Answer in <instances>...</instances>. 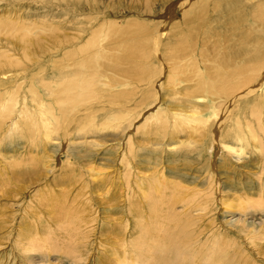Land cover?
I'll list each match as a JSON object with an SVG mask.
<instances>
[{
  "label": "rangeland",
  "instance_id": "rangeland-1",
  "mask_svg": "<svg viewBox=\"0 0 264 264\" xmlns=\"http://www.w3.org/2000/svg\"><path fill=\"white\" fill-rule=\"evenodd\" d=\"M199 1L201 2V0ZM251 1L254 2L256 0ZM251 1L250 3H252ZM195 2L198 4V0H97L96 5H98L95 6L93 0H0V16H10L8 18L10 20L13 19V17L21 16L20 19L30 18L34 20L33 22H39V26L35 25V28L30 31L33 38L36 40L35 50L51 53H47L48 56H46V54L45 56H38V64H35V66L36 68H44L47 72L46 75L51 78V76L57 74L58 69H67H62L64 68L63 66L68 63L65 54L70 53L72 50L77 53V47L81 43H84L86 41L84 38L87 39L90 36L89 34H91V30L97 27V25L94 24L96 23V19L97 21L102 20V17L105 16L107 12L111 15L108 14L107 18L115 20L117 23L120 22L118 25L121 24L119 27L121 29L124 27V30L127 28L130 19H132L133 22L136 20L141 23V25L138 24V28L149 27L156 29V25L158 24L157 27H159L160 22L166 21L167 14H170L171 17H169L168 21L169 28L170 24H177L176 28L185 30L186 34L191 36L193 32H189L190 28L193 29L197 23L201 22V26H204L200 27L203 29L207 26L205 22L210 20L208 15H206L203 19H199L198 22L195 20L192 21V18L195 19L194 11L190 13L188 10L194 6ZM204 4L205 2L202 5ZM248 4L247 2L245 7H248ZM70 6L73 7V14L69 11ZM107 6H110L111 10H107ZM70 16H72L73 21L76 25L78 24V26L74 23V25H71ZM247 16V22H245V20L239 26L245 25L247 30L249 25L254 24L256 25V29L263 32L260 27V21L253 19L254 17L252 15ZM89 17H91L92 20L88 23ZM35 19L37 20L35 21ZM82 19L83 24L81 25L80 22ZM49 23H53L59 28H53ZM91 24L94 25L91 27ZM81 27H83V35H77L78 39L74 37L73 33L70 36L72 30V32H74L75 29V31H80L78 29ZM119 27H113L112 30L116 28V31L113 30L110 32L113 33L115 31L112 35L113 37L110 36V39L105 38L102 42V46L99 47L106 54L103 59H100L101 64L103 63V65L100 66L104 69L99 67V70L100 74L103 75L102 78L99 79L100 81H97L95 85L96 94L93 101L88 105L97 106L99 112H102L103 110L106 111L105 104L112 103V109L108 108L110 111L107 112V115H110L109 117L117 114V111L121 112V110L128 109L132 111V108L134 113L132 112L129 116L133 118L136 113L144 107L142 112L143 115L140 114V117L134 121L130 128H128L127 122L115 125L117 122L113 121L111 123H114L113 126H115V128L112 126L106 131L97 133L96 137L88 138L94 142L97 141V144L100 143L99 148L97 146V148H94L97 151L96 154H98L97 164L94 163V165L98 167V172L104 173L102 177H99L100 179L95 181L91 178L90 173H88L84 160H82L81 163H75L73 165L74 167L69 168L66 164L67 154L63 151V153H59V150H57L54 159H52V166L46 165L43 167L42 159H36L35 162L33 160V157H36L34 154L35 147L33 146V141L29 143L23 137L21 139H14V142L7 143L8 138H3L5 133L2 130L3 133H0V140L3 139L0 141L1 153L3 152L4 154L5 152L4 155L13 153V156H19L18 154L23 153L22 156L24 157L22 160L24 162L20 163L22 166L17 165L18 168H15L11 166L6 159L2 160L0 157V180L3 179L1 172H3L4 164L7 166V174L12 173L11 170L15 171L13 175H16L17 172V176L11 177L12 179L10 182L0 183V264H73V260H76L78 264H264V150L263 153L260 154L248 148L247 151L250 153L246 151L247 154L242 160L237 161L235 158L232 160L231 156L229 157L226 152H223L221 146L214 143L213 140L208 145L207 136H209V134L205 133L207 135L206 137H204V135L200 137L201 139L196 137L198 141L192 143L193 146L192 144L184 146L181 150L179 149L176 151L169 143L172 140L170 139L172 136H161L159 129L161 127L160 123H157L158 125L155 124L154 119V122H144L150 110H155L159 108L160 105V110H162L163 107L167 106L168 100H171L169 99L170 96L166 94L169 90L163 85L166 77L173 72L177 79V83H179L177 85L179 94H177L176 97L190 99V102L192 100V103L202 107L206 105L209 106L208 110L202 114V117L208 119V124L204 128L210 130L211 133L213 128L219 123L222 104L221 101L213 99L209 94H206L204 98L200 96V93L197 94L196 91L199 90L200 86V83L198 86L197 75H200L201 72H207L208 76L221 66V61L225 59V57H229V52L233 50L235 36L231 34V31L225 34L223 38L212 37L209 40L207 38L203 40L202 37L204 36H198L197 42L199 44L197 43V47L193 46V51L191 50L188 54L183 56L178 52V57L175 59L169 56V49L161 47V51L164 53L162 55V61L165 59L167 63L163 66V69L160 64L161 61H158L159 59L157 56L155 57L153 51L151 53L148 50L149 52L147 51L146 55L140 54L142 47L144 45L146 46L147 43L150 44V49L153 48V42H150L148 39L141 47V50L134 53L136 57L138 56L137 58L132 57L130 63H119L118 67H114L113 64L111 65V63L114 62L111 61L113 59H119L118 55H124V50H126L125 47L124 49L120 45L126 41V35L123 33L124 30L121 31ZM188 27L190 28L188 29ZM176 28H174V33ZM195 29L197 28L195 27ZM117 32L120 34L118 35ZM236 32L238 31L236 30ZM75 33L79 34L77 32ZM162 34L161 40L164 42H168L174 35L168 33V31H163ZM61 37L63 39H61ZM69 38L73 40L69 41ZM256 40L258 44L257 47H259L261 42L258 41V37H256ZM108 41L115 44V46H120L123 50L121 48L117 50L112 46L109 49L108 47L112 44H109ZM61 44L64 45L62 46ZM134 46L135 45H132V47ZM165 52H167V54H165ZM190 54H192L191 59L188 58ZM141 55L144 59H142L143 57L141 58ZM150 58L153 60H149ZM159 58L161 59L160 56ZM96 61L99 62V59H93L91 64H95ZM103 61L106 62L104 63ZM147 61H150L152 67L149 64H144ZM139 62H141L140 65ZM136 65L138 67H136ZM139 66L142 67L140 68ZM113 68L116 70H113ZM122 69L125 71H122ZM139 69L140 71H138ZM160 70H162V75L156 79V83L154 84L155 91L158 93V99L155 101V104L153 103V105L145 107L148 102L151 103V100H143L142 92H144V86H146L148 82L147 79L152 77L153 73H157ZM129 71H132L133 75L144 71L146 82L141 84V82L134 81L135 76L132 78L133 75L130 76ZM24 72H27V70ZM112 72H114V74ZM116 72H119L120 76H118ZM126 74L130 77L128 78ZM118 78L119 80H117ZM110 81L114 82V85L117 86H110L107 84ZM34 83L37 84L36 81H34ZM263 86L264 85L249 97L250 101L248 100L247 103H251L253 100L256 102L260 99H264ZM167 90L168 92H166ZM245 101L243 103H245ZM236 104L234 103L233 105ZM169 105L172 104L169 102ZM218 105L219 107L217 108ZM243 105H246V103ZM120 106H122V108ZM116 107H119L120 111L118 108L117 110L114 109ZM111 110H113V112ZM232 111L234 112L232 113V117H236V109ZM162 115L164 116L165 113H162ZM232 124L233 121L224 125L222 132L224 133L226 132L224 130H229L233 126ZM8 125L9 124H6V126ZM138 126L139 129H137ZM148 130L152 131V135L148 134L147 137L146 132ZM103 136H105L106 140L112 139L111 137L117 139V136H123V138L121 142H119V138L112 142L106 141L107 144L104 142V146L101 147ZM130 136L133 140L132 149H135L137 152L133 157L128 156L129 163L128 161L125 162L124 158H119L118 156H120V154L122 155V152H124L125 145L122 143H125ZM173 137L175 136L173 135ZM185 138V133H181L177 136V141L179 142V140ZM70 140L76 141V138L72 137ZM173 143L178 144L176 141H173ZM205 143L206 145H204ZM108 144H114L115 149ZM119 145H121L120 148ZM28 148L31 149L29 150ZM101 150L103 152H101ZM19 157L18 159L20 162L21 159ZM105 158H109V160ZM72 161L75 160L72 159ZM45 168H51V172H48L50 174L45 173ZM18 170L22 173L20 174ZM158 171V176L161 179L168 178L178 181L182 177V179L185 180L181 182L185 187L187 185V187H192L196 184L195 187L199 190L200 207L189 209L188 212L185 213L184 210L189 207V200L176 202L174 208L177 216L186 221L184 227L176 228L172 221L166 219L165 223L171 232L172 240L167 241L161 239L159 242L151 239L150 242L152 244L149 243L150 245L147 246V239L145 240L146 237L143 236L145 232L141 227L144 223L140 225V219L142 218H138V214H140L141 217H147L149 203L148 199L144 200L141 196L138 197V195L133 194L139 187L134 181L135 178L133 179V175L137 174L139 177H150L152 173L157 174ZM65 173H67V175ZM126 173L130 176V181L128 188L125 190L124 180L120 176H124ZM108 179L109 181H107ZM45 184H47L46 187H44ZM215 184L218 186V190L215 189ZM210 186L214 187V189L211 190V193L210 190L207 193V187L210 188ZM203 190H205L204 192L206 193H204ZM204 194H206L207 197ZM208 197H210V199ZM127 198H129L130 201L127 200ZM57 200L65 201L66 205L72 206V211L70 212H78L77 214L82 217L83 220L85 219L87 224L80 219V222H78L79 225H77L78 227L75 226V223L68 225L67 223L59 222L61 221V215L58 212L56 213V208H53V203ZM138 201L143 208L139 205ZM202 201H206L207 203L205 202V205H202ZM137 206L138 208H136ZM145 207L147 210H145ZM133 211L135 214H133ZM136 212H138L137 215ZM181 213H184L186 216ZM161 216H163V214H161ZM161 216L157 219L160 222L163 220ZM135 221H137L136 224ZM63 228L66 231H64ZM73 229L79 234L76 235L72 233L69 235V233H67L68 230ZM77 230L79 231L77 232ZM141 234L144 240L141 239L140 241V244L143 243L142 245L138 244V239ZM30 237L35 241L32 245L35 249H30ZM220 239L222 241H220ZM16 241H19V243ZM152 245L156 247L153 246V248H151ZM25 247L29 249L26 250ZM150 250H153V253ZM216 251L219 255L215 256L214 253ZM200 252L203 254V258L198 263L197 254Z\"/></svg>",
  "mask_w": 264,
  "mask_h": 264
},
{
  "label": "bare ground",
  "instance_id": "bare-ground-1",
  "mask_svg": "<svg viewBox=\"0 0 264 264\" xmlns=\"http://www.w3.org/2000/svg\"><path fill=\"white\" fill-rule=\"evenodd\" d=\"M93 1L95 2V6H97L98 5V4L96 5L97 0H93ZM250 1L251 0H201L200 2L198 0V4H196L197 2H195L194 6H192V8L188 10L190 11V13L194 11L195 19L192 18V21L195 20L196 22H198L199 19H203L206 15H208V18L210 20L205 22L207 26L205 25L206 27L203 29L201 27H203L204 25L201 26L200 24L201 22L197 23V25L195 26L197 29H195V27H193V29L188 27V29L190 28V31L189 30L188 31L193 32L191 36L189 34H186L185 30H182L181 28H176L177 24L175 25L170 24V28H169L168 21H169V17H171L170 14H167L166 21L160 22L159 27H157L158 24L156 25L155 27L156 29L149 28V27L148 28H143V27L138 28L137 27L138 24L141 25V23L136 20H134L133 22L132 19H130L127 24V28L124 30L123 29L124 27H122V29L119 27L121 24L118 25V23L120 22L117 23L115 20L107 18V15L108 14L110 15V13L107 12V14L102 17V20L97 21L96 19V23L92 21L94 24L97 25V27L92 29L91 34L88 33L90 36L87 39L84 38V40L86 41L84 43H81L77 47L76 49L78 51L77 53L74 52V50L70 51V53H66V52H65L66 54L64 53L66 55V60L68 61V63L65 65L66 67L63 66L64 68L62 67L61 68L62 69L67 68V69L66 70L58 69L57 74L51 76V78H49V76L46 75L47 72L44 68H41V67L36 68L35 66V64H38V61H37L38 56H45V54L46 56H48L47 53L49 54L51 53V52L46 53V52L35 50L36 40L35 38H33L30 31L35 28V25L39 26L38 25L39 22H33L34 20L30 18L20 19L21 16H17V15H16L17 17H13V19L10 20L8 19L10 16L8 17V16L1 15L0 16V133L3 130V132L5 133L3 135V138H8L7 143L14 142V139L16 138L21 139L23 137L29 143H32L33 141V144H34L33 146L35 147L34 154L36 155V157H33V160L35 162L36 159L38 160L42 159L43 167H45L46 165L52 166V163H53L52 159H54V156L56 155L57 150H59V153L65 152L67 154L66 164L68 165L69 168L74 167L73 165L75 163L77 162L81 163V161L84 160V162H86L85 165L87 166V171L88 173H90L91 178H93L94 181L97 179H100L99 177L100 176L102 177V174L104 172L103 173L98 172L97 170L98 167H95L94 165V163L97 164V155H98L96 154L97 151L94 148L96 146L99 148L100 143L97 144V141H95L96 142L95 143L94 141L89 140L88 138H94L96 137V134L99 133L100 131L103 132V131L108 130V128L110 129V127L114 125V123H111L113 121L117 122L115 125H119L120 123L123 124L124 122H127V125L129 126L128 128H130V126L133 125L134 121L138 117H140V114H142L143 109H144L143 107V109H141L139 112L137 111L138 113H136V115L133 118H130L129 116V114L131 115V113L133 112L132 108H131L132 111H130V109L121 110V112L117 111V114L113 113L114 115H111L112 117H109L110 115L108 116L107 112L110 111V109L108 108L112 109V106H111L112 103L105 104L106 111L103 110L104 112L103 111L99 112V110L97 109V106L88 105L89 103H91V101H93L94 96L96 94L95 85L97 81L100 78H102V75H103V74H100V70H99V67L103 65V63L101 64L100 59H103L106 56V54L99 47L102 46V42L105 38L110 39V36L113 37L112 35L116 31V28L113 29L115 30L113 33H110L113 31L112 28L118 26L121 29V31L124 30L123 33L126 35V39H125L126 41L121 43L120 45L123 48L125 47L126 50H124L125 51L124 55H121V56L118 55L119 59H113L111 62H114V63H111V65L113 64L114 67H118L119 63H125V64L130 63L132 61L131 60L132 57L133 58L138 57V56L136 57L135 56L136 54L134 55V53L139 52L141 50V47L144 45L145 41L147 42V40L149 39L150 42H153V44L151 43L153 45V48L150 49V44L147 43L146 46L144 45L142 47L140 54L146 55V52L148 50L151 53L153 51V54L155 55V57L157 56V58L159 59L158 61H161L160 64H161L162 69H163V66L167 63L165 62V59L164 61H162L163 60L162 55L164 53L161 51L162 50L161 47H166L167 49H169L170 50V52L168 51L169 56L170 57L172 56L173 59H175L178 57L177 55L178 52L180 53V55L183 56V55L188 54L191 50L193 51L192 47L193 46L197 47V43H198L197 37L198 36L200 37L204 36L205 38L202 37L203 40H205L206 38L209 40L212 37L223 38L225 34L231 31V34H233L235 38H234L233 50L229 52V57H225V59L221 61V66L215 72H212V74H209L207 76L208 74L207 72L206 73L201 72L200 75H197L198 86L200 83L198 91H200L201 89L200 92L196 91L197 94L200 93V96L202 98H204L206 94H209L211 95L213 99H217L221 101V104H222V107L220 108V115H219V121H218L219 123L215 127L213 125L214 128L212 132L210 133V130H206L204 128L208 124V119L202 117V114H204L208 110L209 106L206 105L205 107H202L195 103H192V100L190 102V99L176 97V95L179 94V92L177 91V85L179 83H177V79L175 78L173 72L170 73V75L166 77V79L164 80V85H163L165 88L169 90V92L168 90L166 91L168 92L166 94L170 96L169 99L171 100H168L167 106L163 107L162 110H160L161 105L159 108L155 107L156 108L155 110H150V112L147 113L144 122H149V121L154 122L155 121L154 122L155 124L160 123L161 127L160 126L158 127H160L159 129H160L161 136L163 137L172 136V138H170L172 140L169 143L173 146L172 148L175 149L176 151L179 149L181 150L184 146H189L192 143L197 142L198 140L196 139V137L200 138L201 136L203 137V135L204 137H206L207 135L205 133H207L209 134V136H207L208 145L213 140L214 143L219 144L221 146V149L223 152H226L229 155V157L231 156L232 160H234L233 158H235L237 161L242 160L247 154L248 148L253 150L254 152H258L262 154L264 150V99H260L256 102L252 99L253 101H251V103H247V101L248 100L250 101L249 97L252 96L254 93H256L255 91L258 90L260 87H262V85H264V0H256L254 2L251 1L252 3H250ZM204 2L205 4L202 5ZM247 2L249 3L248 4L249 6L245 7ZM95 6H94V9L96 10ZM108 9L111 10L110 6L107 8V10ZM69 11H71V13L74 12L73 7L70 6ZM247 15H252L254 17V18L252 17L253 19L260 21V27L263 30V32L256 29L255 28L256 25L251 24V23H250L251 25H249V28H247V30H246L245 25L239 26L246 20V18L248 17ZM72 16H70L71 18L70 23L71 25H74L75 22L73 21ZM91 17H89L87 21L88 23L92 20ZM83 19L80 22L81 25L83 24ZM36 20L37 19H35V21ZM247 20L245 22H247ZM49 24L53 28L54 27H56V29L59 28L53 23H49ZM93 25L91 24V27ZM76 26H78V24ZM173 27L176 28L175 33H174ZM159 28L161 32L159 31ZM75 30L74 32H72L73 30L70 32V36L72 35V33L74 37H77V35L82 34L83 27L78 29L80 31H75ZM236 30L238 32H236ZM163 31H168V33L174 34L172 36L173 38L169 39L168 42L166 41L164 42L163 40H161V36H163L162 34ZM75 32L79 34H76ZM119 34L120 33H118V35ZM256 37H258V41L261 42L259 47H257L258 44H257ZM61 39L63 38L61 37ZM68 40L72 41L73 39L69 38ZM59 42H62V41H59ZM108 43L112 44V42L110 43L109 41ZM105 45L109 46L108 44H105ZM132 45H135V46L132 47ZM111 46L115 47L117 50L121 48L120 46H115V44L110 45L108 48L110 49ZM165 54H167V52H165ZM159 56L161 57V59L159 58ZM142 57L143 56L141 55V58ZM188 58L191 59L192 54H190ZM93 59H96V60L99 59V62L96 61L97 64L96 63L91 64ZM142 59H144V57ZM137 60L140 61L139 59ZM149 60L152 61L153 59L150 58ZM141 62H139V65ZM144 64L150 65V61H147ZM104 66H107V65H104ZM131 66H132V63H131ZM150 66L152 67V65ZM136 67L138 66L136 65ZM101 69H104V68L101 67ZM25 70H27V72H24ZM113 70H116V69L113 68ZM122 71H125V70L122 69ZM138 71H140V69ZM129 72H130L129 75L132 76L133 72L132 71H129ZM112 73L114 74V72ZM116 74L120 76L119 72H116ZM129 75L127 76L128 78L130 77ZM160 75H162V70L158 71L157 73H153L152 77H149V79H147L148 81L147 84L144 83L146 84V86H144V92H142L143 100L144 101L151 100V103L148 102V104H146L145 107H149L153 105V103L155 104V101H157L158 99V93L155 91L154 84L156 83V79ZM134 76H135L134 81L141 82V84L143 82H146V78H145L146 76H145L144 71L141 73L139 72V74H136V75L134 74L132 78H134ZM117 80H119V78ZM34 81H36L37 84H35ZM107 84H109L110 86H117V85H114V82L112 81L108 82ZM106 87L108 88L107 85ZM244 101L246 105H243L245 104L243 103ZM169 102L172 105H169ZM131 103H132V100H131ZM234 103L235 104L237 103V104L233 105ZM122 106L120 107L122 108ZM218 107L219 105L217 106V108ZM117 108L119 109V107H116L114 109L117 110ZM235 109H236L235 111L236 117H232L233 115L232 113H234L232 110H235ZM111 111L113 112V110ZM162 113H165V115L163 116ZM231 121H233V124H232L233 126L229 130H224L226 132L223 133L222 132L223 130L222 128H224L223 126L228 124ZM6 124H9V125L6 126ZM113 127L115 128V126ZM137 129H139V126L137 127ZM181 133H185L186 138L179 140L178 142L177 136ZM148 134L152 135V131L148 130L146 132L147 137H148ZM173 135L175 137H173ZM72 137H75L76 141H71L70 139ZM117 137L120 139V141L119 140L118 141L121 142L123 136H117ZM102 138H103L102 139L103 143L101 142V145H102L101 147L104 146V142L106 141L112 142L118 139V138L115 139L111 137L112 139L106 140L105 136H103ZM173 141H176L178 144H174ZM132 142L133 140H132V137L130 136L125 143H122L123 145H125V147L122 145L124 147V150H123L124 152H122V155L120 154V156L118 157L124 158L125 162L127 161L129 162L128 156L133 157L135 153L137 152L135 149L134 150L132 149V146H133ZM108 145L115 149L114 144H108ZM204 145H206V143ZM120 146L121 145H119V148ZM101 152L103 151L101 150ZM4 154L3 152L1 153L0 151V157L2 158V160L6 159L9 162V164L11 166H14L15 168H18L17 165H21L20 163L24 162L22 160L24 157L22 156L23 153L18 154L20 157L17 155L13 156V153L10 155L9 154L4 155ZM18 157L21 159L20 162H19ZM72 159H74L75 161H72ZM105 159L109 160V158H105ZM29 160H26V161H29ZM45 169L46 170L44 171L46 174L48 172H51L50 171L51 168H45ZM19 170L18 172L21 174L22 172H20ZM11 171L12 173L7 174V166L4 164L3 172H1L3 179L0 180V183H4V182L8 183L11 181L12 179L11 177L17 176V172H16V175H13L15 171L14 170H11ZM65 174L67 175V173ZM65 174H62V175H65ZM158 174H159V171L157 172V174L152 173V176L150 177L149 176L139 177L137 176V174L133 175V179L135 178L134 181L137 183L139 187L137 188V191L134 189L135 191L134 193L133 192L132 193L138 195V197L141 196V198H143L144 200L148 199V203H149L147 217L145 218L141 217L140 214L136 212V215L138 214L140 216V217L138 216V218H142L140 219V225L144 223L141 225V227L145 232L143 236L146 237L145 240L147 239V242H148L147 246L150 245L149 243H151L150 242L151 239L155 241H159L161 239H164L167 241L172 240V236L170 234L171 232L169 231V228L167 224L165 223L166 219L168 221H172L176 228L184 227V224L186 223V221L180 219L177 216V213L174 208V204L176 202H182L183 200H187V199L189 200V207L184 210L185 213L188 212L189 209L200 207V200H199L200 196L198 195L199 190L195 187L196 186L195 183H194L195 185L192 187H187L188 185L185 187V185H183L181 182L185 180V179H182V177L178 181H175V180H170L168 178L161 179L158 176ZM120 177L124 180V183H125L124 188L126 190L129 185L130 176L126 173L124 176H120ZM35 178L37 180L36 176ZM107 181H109V179ZM46 185L47 184H45L44 187H46ZM207 189H205L207 190L206 192L208 193V191L210 190V193H211V190H213L214 187L210 186V188L207 187ZM215 189L218 190L217 185ZM205 190H203V192ZM204 195L207 197L206 194ZM208 198L210 199V197ZM127 200L130 201L129 198H127ZM205 202L202 201L201 202L202 205H205ZM67 205L65 201H58V200L55 203H53V208L54 209L56 208V213L58 212L61 215L60 216L61 221L59 222L67 223L68 225L71 223H75L76 224L75 226L79 225L78 224V222H80L79 219L83 220V218L77 214L78 212L71 213L70 211H72L71 210L72 206H69V205L67 206ZM136 208H138V206ZM145 210H147V208ZM129 212H132V211H129ZM133 214H135L134 211H133ZM161 214H163V216H161ZM181 214L185 215L184 213H181ZM160 216L163 218L161 222L157 220L158 218H160ZM83 221L86 222L85 219ZM136 222L137 221H135V224ZM138 224H139V221H138ZM64 231L66 230L64 229ZM78 231L79 230H77V232ZM67 233H69V235H71L72 233L76 235L79 234V233L78 234L76 233L75 229L68 230ZM37 234H40V233H37ZM30 238H29L30 239L29 241L30 249H35V247L32 246L35 241L33 240L32 237ZM141 239H142V234L140 235L138 239V244L141 243L140 242ZM220 241L222 240L220 239ZM17 243H19V241ZM153 246L155 245H152L151 248H153ZM28 247L27 249H29ZM150 251L153 253V250H150ZM215 253H214L215 256L219 255L218 252L216 254ZM156 254H157V251H156ZM197 255H198L197 261L199 263L201 259L203 258V254L200 252ZM72 262L73 264H78L76 260H73Z\"/></svg>",
  "mask_w": 264,
  "mask_h": 264
}]
</instances>
